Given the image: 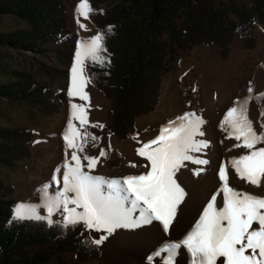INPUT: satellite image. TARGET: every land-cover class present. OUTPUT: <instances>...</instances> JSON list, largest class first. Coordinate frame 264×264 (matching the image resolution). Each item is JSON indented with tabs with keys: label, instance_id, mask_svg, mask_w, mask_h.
I'll return each mask as SVG.
<instances>
[{
	"label": "trees",
	"instance_id": "1",
	"mask_svg": "<svg viewBox=\"0 0 264 264\" xmlns=\"http://www.w3.org/2000/svg\"><path fill=\"white\" fill-rule=\"evenodd\" d=\"M88 2L92 9L89 17L103 33L102 44L107 51L99 52L103 63L85 60L86 70L92 83L111 99L107 128L121 138L133 129L136 116L153 109L159 100L161 76L168 70L175 48L215 43L224 54L234 36H247L255 20L264 23V0H250L249 7L239 0ZM1 13L18 15L29 25L0 30V45L53 49L62 62L73 53L76 36L67 26L62 0H0ZM3 51L0 59L5 56ZM14 75L13 81L0 83V97L42 100L41 92L50 90L22 72L14 71ZM260 93L264 90L255 94V100L264 112V97L256 98ZM260 122L264 123L261 114ZM31 137L30 128L0 125V162L10 165L28 154ZM256 147H264V143ZM12 191L11 184L0 177V264H44L51 259L57 264H75L97 253L83 223L65 227L63 221L49 223L44 217L16 219ZM66 250L75 252L74 262L64 259Z\"/></svg>",
	"mask_w": 264,
	"mask_h": 264
},
{
	"label": "snow or ice",
	"instance_id": "2",
	"mask_svg": "<svg viewBox=\"0 0 264 264\" xmlns=\"http://www.w3.org/2000/svg\"><path fill=\"white\" fill-rule=\"evenodd\" d=\"M91 11L88 0H80L77 23L85 30L87 25L81 23L80 17L88 19ZM103 38V33H99L88 41H81L75 53L68 95L78 97L86 103L71 104L73 111L64 140L67 148L73 151L70 159L66 154L62 176L61 168L55 169L53 180L56 185L62 182V188H57L56 195L51 198L48 212L51 215L54 209L62 208L67 214L64 217L65 227L83 223L87 229L111 234L120 227H137L151 224L155 220L167 232L185 195L176 173L184 166L185 161L201 165L208 163L207 160L190 154L207 147L206 142L196 139L198 134L203 135L200 132L203 120L194 112L186 113L178 121L171 122L156 138L143 143L137 149V154L149 162L145 165L149 169L145 173L113 180L92 175L91 171L96 167L99 158L107 153L101 150L98 156L84 155L81 158L77 153L84 152V144H78L77 141L85 140L89 134L82 133L73 120H78L80 126L90 123V96L85 91L90 78L85 73V60L90 58L93 62L103 63L99 56L101 50L107 51L103 48ZM247 91L252 93L253 89L248 87ZM261 97H264V93L256 98ZM252 99L249 95L245 99L237 100L235 106L227 111L221 128L228 125L231 129L228 132L229 138L238 142L234 147L250 150L231 160L234 174L246 183L260 187L264 179V147L257 148L256 145L264 143V123L259 125L260 130L257 131L249 117L248 105ZM261 116L264 117V112H261ZM228 128L225 130L228 131ZM92 139L97 137L93 136ZM218 175L221 187L210 197L195 228L182 242L161 250L168 253L164 264H172L175 250L182 246L191 253L192 264H217L218 260L220 264H264V196H256L232 187L229 184L227 165L219 168ZM48 187L51 185L45 186V191ZM218 197H221L219 207ZM15 218L43 217L36 215L34 209L26 212L25 206L20 205L15 211ZM107 238L108 235H104L93 240V243L99 245ZM156 255L160 256L161 252H156Z\"/></svg>",
	"mask_w": 264,
	"mask_h": 264
},
{
	"label": "rangeland",
	"instance_id": "3",
	"mask_svg": "<svg viewBox=\"0 0 264 264\" xmlns=\"http://www.w3.org/2000/svg\"><path fill=\"white\" fill-rule=\"evenodd\" d=\"M239 1L246 7L250 6V0ZM62 2L65 6L67 26L76 36L73 53L65 62L60 61L53 49L39 51L37 49H22L0 45V50H4L3 53L5 55L0 59V83L13 81L15 78L14 71H19L35 81L42 82L50 88L48 91L41 92L39 97L42 98V100L36 99L26 101L21 99H11L6 96L0 97V125L27 127L31 129L32 133V142L29 146L28 154H22L10 165L0 162V177H2L5 182L10 183L13 188L11 197L14 199L12 204V213L14 215L17 209V204L20 201L29 200L32 198L33 192L38 187L45 186L51 182L54 170L51 165L49 166L42 163L44 152L41 148H36L35 146L40 140L41 135L61 134L63 132L64 124L58 127H53L52 121L54 117L61 115L65 110H69L70 108L72 98L68 95V89L71 82V69L73 66V60L75 59V53L83 37L90 39L92 36L99 34L97 27L90 17L88 19L94 24V30L89 33L80 31L77 23V7L80 0H62ZM101 5L108 4L107 2H102ZM232 15L233 14L231 13V16ZM180 21L181 18H178L177 22L179 23ZM28 25L27 20L18 15L12 13L0 14V30H19ZM164 36H166V34H164ZM247 38H251V41H246ZM227 46V51L224 54L221 52L220 47L215 43H194L190 46L175 48V54L170 61V66L161 76L159 100L153 109L136 116L133 129L122 138L117 134L110 132L107 128L111 122L109 114L111 99L100 87L94 85L90 80L93 87L103 92L108 99L107 120L96 122L89 121V124L78 126L82 133L87 132L89 134L85 140L77 141L78 144L82 142L84 143V152H78V155L81 156V158L84 155L91 156L92 149L97 146L101 140L100 132L104 125H106V130L110 135L116 136L119 142H125L126 140L137 137L138 134L142 133L147 122L141 121L147 117L155 116L157 117V121L172 120L178 116L177 112L179 110L176 109L178 106H180V110L189 109L199 112L198 103L200 98L197 81L200 76V69L203 68V66H205L204 68L211 67L210 72L212 81L216 78H222V84L219 89L225 95L222 103L220 102L219 106H213L216 109L214 112L209 113L208 117L211 120L214 121L224 117L227 111L235 106V102L239 100L248 87L253 89L251 96L253 95V98L255 99V94L258 91L264 90V86H258L256 80L257 71L259 69H264V23L255 20L252 24L250 33L247 36H234ZM212 52L216 54V59H210L207 57V55ZM85 73L87 77H89L86 70V63ZM174 108L176 110H174ZM161 109H166V111L161 112ZM257 110L259 112L257 119L261 124V112L258 105ZM154 122L155 121H151V123ZM225 128H228V125ZM229 131H231L230 128H228V131L225 129L220 131V135L224 138L223 142L217 139L214 141V144H210V148L216 151H223L224 154L231 153L236 155V157L250 151L243 147H234L238 142L234 138H229ZM93 136L97 137V139L93 140ZM102 148L107 155L102 158L103 162L101 165L93 169L92 172L94 174L102 175L105 178H124L134 173H143V167L135 162L129 161L127 155H125L119 146L104 143ZM63 149L64 142L60 139L58 150ZM231 160L232 158L227 162L222 161L218 167L219 171V168L222 165L228 166L229 184L232 187L233 185H237L250 192L261 193L264 190V179L261 181L260 187H256L239 179L233 172L230 164ZM61 162L62 159L58 160L57 165H60ZM133 164L136 166L133 167ZM211 165L212 164H210V166ZM218 171L217 177L219 179ZM208 172L209 171L206 169L201 171L194 179L193 184L197 186L205 184ZM220 187L221 184L206 200L205 205L192 225H190L179 237L166 241L161 245L159 251L162 255L160 256H164L166 259L168 253L161 250L171 244L182 242L187 234L195 228L196 223L199 222V217L203 214V209L210 201V197L216 193ZM185 197L186 195H184L178 208L183 203ZM220 204L221 197H218L217 207H219ZM35 214L46 218V220L49 219L51 222L53 220L64 222L65 217L49 215L47 210L41 208H39ZM153 222L158 224L164 232L163 226L159 221L154 220ZM88 233L92 241L106 235L90 229H88ZM105 242L106 240L99 245L96 244L98 251L94 256H88L85 260L79 261L75 264H86L101 257L104 254L103 245ZM62 256L68 262H74L76 259V254L72 250L64 251ZM179 256L185 258L186 264H192L191 253L185 246L175 250L172 264H177ZM151 262L153 263V258L151 260L150 257V259L147 260V263L152 264ZM44 264L57 263L51 259ZM135 264L140 263L136 262Z\"/></svg>",
	"mask_w": 264,
	"mask_h": 264
},
{
	"label": "bare ground",
	"instance_id": "4",
	"mask_svg": "<svg viewBox=\"0 0 264 264\" xmlns=\"http://www.w3.org/2000/svg\"><path fill=\"white\" fill-rule=\"evenodd\" d=\"M80 21L81 23L87 25V30H85L81 28L80 24L78 23L80 31L89 33L94 30V24L89 19L80 17ZM88 40L90 39L83 37L81 41ZM215 56L216 54L213 52L207 55V57H209L210 59H216ZM74 63L75 59L73 60V64ZM204 67L205 66L200 69V76L197 81L198 93L200 98V101L198 103V110H200L199 112L189 109L180 110V106H178L176 108L177 110H179V113L177 112L178 116L172 120L157 121V117L155 116L147 117L141 121L147 122V125L143 128L142 133L138 134L137 137L126 140L125 142H119L116 136L110 135V133H108V131L106 130V125H104L101 129V140L99 144L92 149L91 156H98L99 152L103 149L102 145L104 143H107L108 145H117L121 148L125 155H127L128 160L142 166L143 173H145L149 170L145 167V165H147L149 162L145 157L137 154V149L140 148L143 143L156 138L160 134V132L171 122L178 121L179 118L184 116V114L186 113L194 112L203 120V123L200 125V132H202L203 135L198 134L196 136V139L206 142L207 147L203 148L200 152H191L190 154L196 158L207 160L208 163L205 165H201L193 163L192 161H185L184 166L181 167L176 173L177 181L178 183H180L181 187L184 188L186 197L181 206L177 209L175 219L173 220L170 229L167 232H163L160 226L158 224H155V222L146 225H139L137 227H120L111 234L99 231V233L108 235V238L103 245L104 254L101 257L86 264H135L136 262L140 264H148L150 262L147 263V260H149L150 257L151 260L153 258V263L151 262L152 264H164L165 257L156 255V252L159 251L161 245L166 241L179 237L190 225H192L197 219L203 206L205 205L206 200L213 193V191L220 186L221 183L217 177L219 165L222 161L227 162L231 158L233 159L234 157H236V155H233L231 153L224 154L223 151H216L210 148V144H214L215 140L219 139L222 142L224 140V138L220 135V131L225 129L221 128V123L224 121L225 116L213 121L208 117V115L210 112H214V110L216 109L213 106H219L220 102L222 103L225 95L219 89L222 84V78H216L212 81L210 72L211 67ZM256 80L258 86H264V69H259L257 71ZM85 91H87L90 96L88 120L93 122L107 120L108 99L106 98L104 93L93 87L90 82L87 84ZM249 95H251V93L246 90L241 95L239 100L245 99ZM71 98V104L86 103L85 101H80L78 97ZM176 109L174 108V110ZM72 111L73 110L70 105L69 110H65L64 113L53 118V127H58L64 124V129L61 134L41 135L40 140L35 146L36 148H41L43 150L44 157L42 163L52 166L54 170L53 176L55 175V169L58 167L61 168L62 176L66 154L67 158L70 159L71 152L73 151L72 149L67 148V142L64 140V134L67 131V125L69 119L71 118ZM162 111H166V109H161V112ZM258 114L259 112L257 110V104L253 98L248 105V115L253 120L257 131L260 130V123L257 119ZM151 121L155 122L151 123ZM73 123L76 125V127L79 126L78 120H73ZM226 126L227 125H225V127ZM60 139H62L64 142L63 150H58ZM102 158L103 157L99 158V162L97 163L95 168L101 165V163L103 162ZM61 159L62 162L60 163V165H57V161ZM83 162L86 164V161ZM74 163L75 162H73V164ZM210 164L212 165L210 166ZM201 169L202 171H204L205 169L209 171L208 177L205 180V184H203L202 186H197L193 184V181L201 172ZM85 171H88V169H85ZM92 171L91 174L96 175ZM131 175H139V173H134ZM53 176L51 178L50 184L45 185H51V187H48L46 191L45 186L38 187L33 192L32 198H30L29 200L20 201L17 204V207L20 205L25 206L26 212L30 209H34L35 212H37L39 208L48 211V205L52 202L51 198L56 195L57 188H62V182L61 184L56 185L53 180ZM96 176L105 178L102 175ZM105 179L113 180L123 178L110 177ZM233 187L244 192L252 193L256 196H264V190L261 193H254L237 185H233ZM69 207H72V205H69ZM78 211H82V209H78ZM51 215L65 216L67 214L63 212L62 208H60L59 210L54 209ZM219 263L220 260L217 261V264ZM177 264H186L185 258L183 256H179Z\"/></svg>",
	"mask_w": 264,
	"mask_h": 264
},
{
	"label": "water",
	"instance_id": "5",
	"mask_svg": "<svg viewBox=\"0 0 264 264\" xmlns=\"http://www.w3.org/2000/svg\"><path fill=\"white\" fill-rule=\"evenodd\" d=\"M255 100V99H254ZM255 102H256V100H255ZM256 104H257V102H256ZM258 105V104H257ZM48 220V222H49V219H47Z\"/></svg>",
	"mask_w": 264,
	"mask_h": 264
},
{
	"label": "crops",
	"instance_id": "6",
	"mask_svg": "<svg viewBox=\"0 0 264 264\" xmlns=\"http://www.w3.org/2000/svg\"><path fill=\"white\" fill-rule=\"evenodd\" d=\"M207 50H209V49H207ZM205 52H208V51H205ZM205 55V54H204ZM263 65V64H262Z\"/></svg>",
	"mask_w": 264,
	"mask_h": 264
}]
</instances>
